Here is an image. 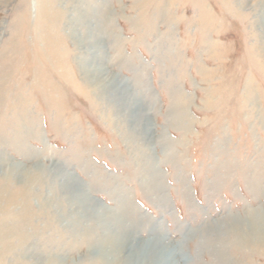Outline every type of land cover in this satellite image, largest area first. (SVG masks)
Instances as JSON below:
<instances>
[{"label": "rangeland", "instance_id": "obj_1", "mask_svg": "<svg viewBox=\"0 0 264 264\" xmlns=\"http://www.w3.org/2000/svg\"><path fill=\"white\" fill-rule=\"evenodd\" d=\"M66 1L0 0V194L14 202L0 222L16 228L0 233V264H89L118 225L126 250L160 242L178 264H264L228 230L264 220L262 0ZM93 67L122 84L121 103L89 86Z\"/></svg>", "mask_w": 264, "mask_h": 264}, {"label": "bare ground", "instance_id": "obj_2", "mask_svg": "<svg viewBox=\"0 0 264 264\" xmlns=\"http://www.w3.org/2000/svg\"><path fill=\"white\" fill-rule=\"evenodd\" d=\"M72 2H73L72 0H67L66 4H65V8L63 10L66 11L68 6L72 5ZM258 6L263 8L264 7V0H262L260 3H258ZM263 12H264V9H263ZM263 16H264V14H263ZM43 17H45V16H43ZM100 18L103 19L102 22L103 23L105 22L104 23L105 25L107 22H109L108 21L109 19L107 17H100ZM45 20H46V18H45ZM42 21H43V19H42ZM261 27L263 28L262 30H263V34H264V22L261 23ZM47 29H48V27H47ZM103 31H105V26L101 27L100 33L101 34L104 33ZM90 39L91 40L88 39L89 40L88 44L92 45L94 48H101V47H99L101 45H99L97 38H90ZM102 58H103V56H99L98 61L101 62ZM98 61H97V63H98ZM116 61H118V60H116ZM99 64H101V63H99ZM93 68L94 69H91V71H90L91 78H89V80H87L89 86H93V88L96 87V90L98 91L99 97L106 96L109 98V100L111 98H113V99L115 98L118 100L119 103H121V99L123 97V95L121 93V92H123L122 84L117 82L115 77L109 76L108 74H105V72L102 69H100V68L96 69V67H93ZM138 72L140 73V71H138ZM184 96L185 95L183 93L174 92L171 97L173 99H177V98H183ZM174 104H175V106L169 109L171 116H172V114L174 115L173 119L175 121H178V122H180V120L183 119L182 117L187 119V117L185 115H183L182 110L180 109L182 107V105L179 103H174ZM153 105L155 106L156 104H153ZM145 109H146V106H145ZM142 115L145 116V114H142ZM170 144H172V142H170V141H168L167 143L166 142L163 143L164 150L168 153L167 155H169V157H171V155H173L172 153L169 154L170 153V149H169ZM4 174L6 177L9 178L10 182H13L14 180H16L13 176L12 169L10 171H7ZM43 174H45V172L43 170L42 171L40 170L39 172L38 171H35V172L24 171V172L18 174L19 175V183L17 182V184H18L19 188L20 187L21 188L26 187L27 189H30V187L33 186V184L37 183L40 180V177ZM40 182L43 183L42 181H40ZM149 183L151 185L150 186L151 190L154 192H158L159 190L163 189V186L162 185L160 186L159 182H156L154 178H150ZM83 192H81V193H83ZM2 193H4V192H2ZM3 195L4 194H2V195L0 194V202L1 203L4 202L5 204L11 205V203L13 202V196H5L4 197ZM21 196H22L23 201L28 200V198H27L28 194L27 193L22 194ZM78 196H80V197H76L74 200V202L78 204V205L76 204V217L78 216V213H79V211H77V210H80L83 206L86 207L85 205L87 202L86 201L87 196L84 193L82 194V196H81V194H79ZM46 207H47V205L43 204L41 209L46 210ZM1 209H2V207H0V210ZM84 210L85 209H82L80 211L82 212ZM92 212H91V214H92ZM91 214H87V212H86L83 214V217L84 218L87 217V219L89 221H92V222L94 220L95 223H98L99 221H101L103 223V225L106 223V221H109L107 219L112 217V216H110L108 218V216H106V218H105L104 215H101V216H99L100 214L95 215L96 213L92 214V215H94L92 217ZM80 216H81V214H80ZM113 216L116 217L115 215H113ZM112 218H111V220H112ZM261 218L262 217H260L259 215H257L255 213V216L253 218L246 216L244 222H242V223H237L238 221H236V220L231 221L229 219L231 221L232 225L229 226L228 230L235 232L234 237L237 238V241H236L237 244H245V245L247 244L248 246L247 245L246 246L249 249L250 248L253 249V248H255L256 245H258L259 248L264 249V220H263V218L262 219ZM113 220H114V218H113ZM113 220H112V222H113ZM84 221L86 222V220H84ZM2 222H0V233L5 228L7 230V234L12 233L13 230H16V228L13 229L12 227L9 226V223H12V222H9V223L6 222V224H2ZM78 225H77V227L79 228ZM110 225H113V223ZM234 225H235V227L239 226L240 230L238 231L237 228L234 229V227H233ZM84 226H85V224H84ZM19 227H20V225H19ZM79 229L81 232L84 231V232H82V236H84V239L86 241H88L89 239L94 237V234H93L94 226L93 225L90 227L89 226L88 227L82 226V228H79ZM79 229H78V231H79ZM115 229L116 230L119 229V230L116 231ZM115 229L113 231H111V233L110 232L107 233L106 236H104V238L98 239V241L96 242V248H95L94 253H93V256H94L93 260L94 261H91L89 264H96V262H102L103 264H170V262L171 263L173 262L175 264H178L183 258V255L181 253L176 252L175 249H172V250L169 249L168 250L167 248L163 247L162 246L163 243L161 244L160 242H155V243L152 242L148 245H141L140 247L136 246L135 248H131V246H129L130 249L126 250L127 242L130 240V238H132L131 237V229H129L128 227L121 228V225L116 226ZM212 229H215V228L212 227ZM18 233H20V232H18ZM251 238H255L256 240L253 241ZM22 242H24V241H22ZM222 242L223 241L221 240V238H218L215 243L220 244V247H222V244H223ZM145 243H146V241H145ZM204 243H205V241H204ZM139 244H141V243H139ZM132 247H134V246H132ZM124 251H125V253L123 254Z\"/></svg>", "mask_w": 264, "mask_h": 264}]
</instances>
